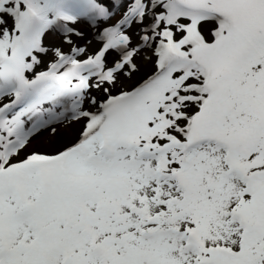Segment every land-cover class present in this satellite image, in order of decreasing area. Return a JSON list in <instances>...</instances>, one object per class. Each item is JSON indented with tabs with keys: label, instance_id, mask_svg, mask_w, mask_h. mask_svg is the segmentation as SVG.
<instances>
[{
	"label": "snow or ice",
	"instance_id": "6c2138e0",
	"mask_svg": "<svg viewBox=\"0 0 264 264\" xmlns=\"http://www.w3.org/2000/svg\"><path fill=\"white\" fill-rule=\"evenodd\" d=\"M0 264H264V0H0Z\"/></svg>",
	"mask_w": 264,
	"mask_h": 264
},
{
	"label": "bare ground",
	"instance_id": "6f19581e",
	"mask_svg": "<svg viewBox=\"0 0 264 264\" xmlns=\"http://www.w3.org/2000/svg\"><path fill=\"white\" fill-rule=\"evenodd\" d=\"M105 2H107V0H105ZM80 27L83 28V30L88 33L89 38H92L95 35V33L93 31H90L86 25L82 24L80 25ZM46 39H48L46 41L48 43H58L59 42V37L54 34L47 36ZM93 43L95 44V41H93ZM140 63L142 65V73L147 72L151 68L150 62L140 61Z\"/></svg>",
	"mask_w": 264,
	"mask_h": 264
},
{
	"label": "rangeland",
	"instance_id": "374dc122",
	"mask_svg": "<svg viewBox=\"0 0 264 264\" xmlns=\"http://www.w3.org/2000/svg\"><path fill=\"white\" fill-rule=\"evenodd\" d=\"M48 39H46V41H47ZM48 43V42H47ZM49 44H54V43H49ZM140 62V61H139Z\"/></svg>",
	"mask_w": 264,
	"mask_h": 264
}]
</instances>
